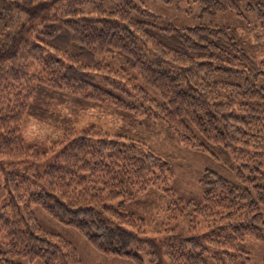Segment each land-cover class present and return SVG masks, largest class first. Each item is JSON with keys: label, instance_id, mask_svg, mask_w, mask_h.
Masks as SVG:
<instances>
[{"label": "trees", "instance_id": "trees-1", "mask_svg": "<svg viewBox=\"0 0 264 264\" xmlns=\"http://www.w3.org/2000/svg\"><path fill=\"white\" fill-rule=\"evenodd\" d=\"M194 2L209 16L240 12L236 0ZM254 9L262 36L264 0ZM135 10H108L104 0H0V238L8 245L0 264H84L34 208L97 253L132 264H146L144 253L163 264L161 250L169 264H249L238 245L264 244V42L212 25L161 28ZM103 117L119 133L88 123ZM149 119L201 153L228 154L236 183L206 170L203 203L177 199L169 164L133 138ZM31 122L56 140L27 145ZM155 187L171 199L174 219L191 226L188 235L169 232L161 249L128 211Z\"/></svg>", "mask_w": 264, "mask_h": 264}, {"label": "rangeland", "instance_id": "rangeland-1", "mask_svg": "<svg viewBox=\"0 0 264 264\" xmlns=\"http://www.w3.org/2000/svg\"><path fill=\"white\" fill-rule=\"evenodd\" d=\"M262 1L236 0L239 13L226 12L215 16L203 14L201 7L194 0H104V6L106 9L112 10L116 6L132 3L137 8V11L134 12L136 18L161 28L169 25L178 29L212 25L217 28L235 30L239 40L259 43L264 42V32L262 36L259 33L261 29H258L259 21L254 8ZM95 6L96 4L89 5L92 9H95ZM145 13L149 16H144ZM152 16L157 17V19L152 18ZM257 35H260L261 38L256 39ZM102 62L108 63L109 59H103ZM93 118L87 120L88 123L96 122L111 133H119V125L109 123L111 121L106 117L100 121ZM22 136L27 145L41 149L51 141H55L57 135L52 129L31 122L23 130ZM133 138L154 150L169 164L172 171L170 187L177 199L202 204L203 192L200 180L206 170L217 172L227 180L236 183L234 167L232 162L228 161V154H220L217 150L212 149V152L218 156L216 158L209 153L204 154L192 149L182 144L161 121L152 119L144 121L134 130ZM3 182V177L0 176V186L3 185ZM6 201L7 196L3 192L0 194V212ZM137 202V204L131 205L128 211L145 220L148 236L155 240L159 249L162 248V239L168 237L169 232L175 230L178 235L189 234V229H191L189 218L178 217L174 219L178 211L171 210L175 207L171 205V199L165 196L162 187L151 188L148 192L139 195ZM34 211L47 232L61 236L75 246L84 264H132L124 259L107 257L97 253L78 232L52 220L39 208H34ZM200 224L198 233L203 235L207 231V225L202 219H200ZM6 243L0 238V253L8 250ZM238 248L248 253L249 264H263L264 244L247 239L240 243ZM159 257L163 259V264H169L167 258H163L162 250ZM143 258L146 264H150L149 256L146 253L143 254ZM17 262L31 264L27 260H20V262L18 260Z\"/></svg>", "mask_w": 264, "mask_h": 264}]
</instances>
